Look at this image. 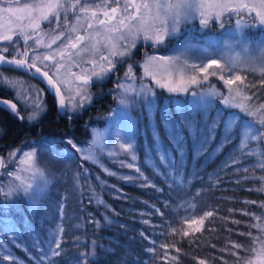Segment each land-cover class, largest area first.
<instances>
[{
    "label": "rangeland",
    "instance_id": "rangeland-1",
    "mask_svg": "<svg viewBox=\"0 0 264 264\" xmlns=\"http://www.w3.org/2000/svg\"><path fill=\"white\" fill-rule=\"evenodd\" d=\"M48 2L49 0H14L11 5L7 2L0 3V36L7 33L16 41L0 40V54L7 59L30 54L29 63L38 56L36 66L47 71L62 92L65 110L60 109V112L68 118L81 116L95 100H100L101 85L109 80L115 83V91L109 93L113 98V107L106 114L97 117L96 122H102L103 125L92 128L87 146H78L73 142L69 144V139L46 138L39 143L27 142L11 150L6 156H0L5 160L16 161L0 169V188L5 192L8 191L9 181L13 184L20 183L6 175L8 171L21 169L18 174L25 184L35 183L39 179L33 178L31 169L23 170L27 169V165L22 163L26 159L24 153L32 152L33 148L38 150L39 166L46 170L50 180L46 193L36 204L25 198L22 192L11 198L0 194V264H49V261L51 264H78L75 258L81 253H87L84 249L87 245L83 238L84 220L89 225L88 233L95 230L92 240L91 235L88 238L100 249L94 256L97 261H107L111 253L103 245V237L97 234L99 229H118L127 240L124 250L128 256L107 261L109 264H175L176 256L171 250L176 248L172 237L178 238L193 250H212L208 254L221 264H261L264 257L258 253L264 248V207L261 206L264 204V170L255 167L257 157L248 153L264 150V140L249 141L248 147L243 149L241 141L245 122L252 121L259 127L264 111L248 116L239 108L226 107L222 100L230 94V88L232 95H235L236 89H243V95L252 99L244 100L241 95L236 97V102H243L250 106L251 111H255L260 104H264V83H261L264 75L259 70L253 71L249 64L238 62L231 73L227 70L221 72L213 65L208 69V78L205 80V73L193 72L191 69L180 72L158 61L149 66L153 75L146 76L144 64L148 57L180 55L186 51L187 43L190 49L186 51V55L190 61L198 63L197 58H203L206 64L208 59H215L224 67L227 58L240 51V47L236 45L231 51L226 47V42H232L236 38L238 22L248 37L264 41V25L259 23L257 16L258 12L264 15V0H231L237 5V10L225 12L219 19H210L205 27L201 26L202 17L197 13L194 21L184 26L177 37L166 38L163 44L157 46H153L151 40H144L141 35L128 57H112L111 46L106 49L101 44V51L96 54L89 47L95 42L88 39L89 35L98 40L100 36L114 35L106 32L105 27H119V14L106 26L98 23L99 20L106 19L104 11L107 10L111 15L110 9L117 7L113 0H107L106 6L104 0H89L86 19L82 18L76 24L77 31L71 34L73 43L76 42V36L85 37L77 45V49L68 45L66 36H61L56 43H52L60 32H69L70 25L75 23L71 12L68 21L61 17V27L58 29L55 17L51 24L41 22L40 28L35 29V18L40 13L34 11L29 17V9L25 5ZM96 4L102 6L96 8ZM240 5L246 7H239ZM9 6L13 12L2 11ZM93 11L96 12L95 19L92 18ZM144 12L141 9V13ZM80 15L85 17L84 13ZM89 21L93 24L91 29L88 27ZM151 26L150 22L149 27ZM155 27L162 28L163 25L156 22ZM21 29L33 37L27 44L20 35ZM97 32L100 36H96ZM39 37H42V43L37 46L35 39ZM119 43L121 47L118 50H123L128 42ZM49 44L51 48L46 47ZM5 47L8 48L7 52L2 51ZM82 47L88 50L80 51ZM251 49L252 55L260 54L255 43L251 45ZM78 51L80 54L76 55ZM17 52L19 55H16ZM46 56L49 59H44ZM101 56L120 62L104 79L98 80L93 73H101L102 69L110 67L107 60H101ZM58 65L61 67H57ZM129 65L132 66L130 73ZM0 67L3 68L1 63ZM1 68L0 72L4 77L0 78V90L11 93L16 104L14 112L19 109L28 122L39 119L44 112L49 92L29 77ZM213 71L217 75H211ZM126 73H129L127 77ZM180 75L185 79L195 75L200 83L185 85L187 92H169L167 87L160 86H175ZM221 75L225 79L240 76L241 80L225 85L224 80L220 79ZM4 78L17 81L16 86L4 84ZM84 78L88 79V84L84 83ZM141 84L153 90L151 108L145 105L143 97L138 98L132 94V89L139 90ZM121 85L131 86L127 97ZM212 85L223 95L208 97L210 102L205 106L194 105L192 93L207 91ZM245 85L248 87L245 88ZM121 99L125 100L127 107L120 104ZM8 108L13 111L11 106ZM34 112L35 119L29 120ZM233 116L239 118L236 126L226 130L225 121ZM167 121L175 125V135L183 149L182 155L170 138L173 132L166 127ZM186 122H190L196 129L194 136L185 126ZM214 122L216 126L212 129ZM154 133H158L159 142ZM125 141L132 145L128 151L121 147ZM57 144H61L60 148L55 147ZM201 144L204 149L197 155V148ZM226 145L229 148L219 162L211 171L206 172V167ZM50 148L60 153V156H55ZM77 148H91L97 162L83 158L88 153L77 151ZM157 149L166 151L170 158L182 165V184L174 181L172 169L161 162ZM13 152L17 155L10 158L9 154ZM132 155H135V160ZM130 164L132 167L128 166ZM126 176L132 179H124ZM107 178L138 189L153 198L157 204L128 196ZM231 191L252 192L261 195L262 199L237 198L230 194ZM208 212L212 215H206ZM134 214L146 217L144 220L138 219L143 227H133L119 221L120 217H132ZM254 225H261V228ZM57 241L63 251L60 256L53 257L49 245L51 243L54 248ZM45 255L48 259H41ZM6 256L11 259H5ZM201 261L213 264L205 260L199 262Z\"/></svg>",
    "mask_w": 264,
    "mask_h": 264
},
{
    "label": "snow or ice",
    "instance_id": "snow-or-ice-1",
    "mask_svg": "<svg viewBox=\"0 0 264 264\" xmlns=\"http://www.w3.org/2000/svg\"><path fill=\"white\" fill-rule=\"evenodd\" d=\"M5 2L11 5L14 0H0V3ZM16 2H18V0H16ZM113 2L117 4V7H112L110 9L111 15L107 10L104 11L103 15L106 17V19L99 20L98 23L101 26H106L119 14L121 16L118 21L119 27H105L104 30L106 32L113 33L114 35H108L104 37L100 36V33L97 32L96 36H100V39L98 40L95 39V37L89 35L88 39L95 41L89 46L93 54L99 53L101 51L100 45L102 44L103 48L106 49L111 46L110 55L112 57H128L131 55V49L135 47L136 42L141 35H143L144 40H151L153 46H157L163 44L166 38L171 39L177 37L184 26L194 21L197 13H199V15L202 17L200 19L201 26L205 27L208 25L210 19H219L220 16L223 15L225 12L237 10V5L233 4L231 0H123L122 4L121 0H113ZM104 5H107V0H104ZM101 6V4L95 5L96 8H99ZM239 7H246V5H240ZM25 8L29 9V17H31L32 12L34 11H38L40 13V15L35 18V29L40 28L41 22H47L51 24L53 17H55L56 26L58 29L61 27V17H63L65 21H68L69 12L72 13V16L75 19V23L70 25L69 32H60V34L52 40L53 44L56 43V40H59L61 36H66L68 40V45H70L72 49H77V45L81 41L85 40L84 36L78 35L76 36V42L73 43L71 34L77 31L76 24L80 23L82 18L86 19V14L89 10V0H49L47 4L34 3L31 6L25 5ZM77 9H79V12H77ZM133 9L134 11H130ZM141 9L145 10L143 14L141 13ZM2 11L11 13L13 12V9L9 6L3 8ZM80 13H84L85 17H82ZM257 16L259 17V23L261 25H264V15L258 12ZM20 18L21 17H17V19ZM92 18H96L95 11L92 12ZM150 22L152 24L151 27H149ZM156 22H159L161 25H163V27L156 28ZM66 27L69 26L66 25ZM88 27L90 29L93 27V24L90 21L88 22ZM133 29L135 30L133 31ZM235 32V40L232 42H226V47L231 51L233 50L234 45H236L240 47V51L236 53L235 56H229L227 58V63L224 67L218 64L215 59H208V62L206 64L203 62V58H197V60L199 61L198 63L195 60L190 61L186 55V51L190 49V45L186 43V51L181 52L180 55L159 58L148 57L144 64V74L146 76L153 75V73L149 71V66L159 61L164 62L173 69H178L180 72H183L185 69H191L193 72L199 71L201 73H205L203 77L205 80H207L208 78V69L212 68L213 65H215L217 69H220L221 72L227 70L229 71V73H231L235 69L236 64L238 62L247 63L252 67L253 71L259 70L261 74L264 75V41L260 40L259 38L253 40L252 38L248 37L246 33H243L239 22L237 24ZM20 35L23 36L25 44H27L28 40L33 39L32 36L25 34L23 29L20 30ZM130 37L131 39H129ZM0 40L12 41L13 43H16V41H13V36L7 33L0 36ZM120 41L128 42L124 45L123 50H118L121 47L119 43ZM41 43L42 37L35 39V44L37 46H39ZM253 43L256 44V47L260 53L258 56L252 55L251 45ZM29 47L31 46L29 45ZM46 47L51 48V44L46 45ZM87 50L88 49H85L83 47L80 49V51ZM2 51L7 52L8 48L5 47L2 49ZM80 51H78L76 55H79ZM60 54L61 56H63V53ZM16 55H19V52H17ZM36 59H39V57H35L32 62L29 63L24 59H16L15 57H13L12 59H6L3 54H0V63H8L9 65H15L17 68L27 69L29 71L34 68L36 73H40L45 78H48V72H41V69L36 66ZM44 59H49V57L46 56ZM101 60H107L110 67L108 69H102L101 73H93V75L96 76L98 80L104 79L109 72L115 69V65L120 62L119 60L114 61L104 56H101ZM57 67H61V65H58ZM131 68L132 66L129 65V73L131 72ZM129 73L125 74L126 77L129 75ZM210 74L217 75L215 71L211 72ZM3 77L4 74L0 72V78ZM220 79L224 80L225 85H232L234 83V80H241V77L235 76L234 79H225L224 76L221 75ZM48 82L50 85H52L53 83L50 78H48ZM88 82V79L84 78V83L88 84ZM156 82L160 83L159 80H157ZM3 83L15 87L17 81L4 78ZM198 83H200V81L195 75L188 76L186 79L183 75H180L179 80L175 86L167 84H160V86L167 87L169 92H187L188 88L185 85ZM261 83H264V81H262ZM121 87L124 88V95L127 97L131 86L125 87L124 85H121ZM246 87H248V85H245V88ZM231 92L232 90L230 88V94L228 96L223 97L222 103L226 107L239 108L248 116H255L257 113L264 111V104H260L255 111H251L249 105L243 102H236V97L243 95V89H236L235 95H232ZM57 93L59 94L58 88ZM17 94L19 95V93ZM132 94H134L138 98L143 97L145 105L151 108L152 99H154V93L150 87L141 84L139 90L132 89ZM217 95H223V93L219 92L215 85H212L207 91L202 90L199 94L193 92L192 103L194 105H197L198 107L205 106L207 103L210 102L208 100V97H214ZM243 99L250 100L252 99V97L243 95ZM3 103L7 104L8 101H3ZM120 104L127 107L124 99H121ZM11 107L13 111L16 110V104H12ZM37 110H40L39 105H37ZM35 116L36 113L34 112L31 116H29V120L35 119ZM238 119V117L233 116L232 119L226 120V130H230L235 127ZM185 126L188 127L190 133L194 136L196 129L191 125V123L186 122ZM215 126L216 125L214 122L212 125V129H214ZM166 127L172 129L173 134L170 138L175 144L177 150L180 151L182 155L183 149L181 147L180 140L175 135V125L172 124L170 121H167ZM262 129H264V116H262L259 121V127H256V124L252 121L245 122V130L242 136L241 148H247L249 141L264 140V130ZM154 137H156L157 142H159L158 133H154ZM68 143L72 144V141L69 140ZM72 146L76 148L75 144H73ZM121 147L124 148L125 151H128L132 148V145L128 144L127 141H125L123 144H121ZM203 149L204 146L203 144H201L197 148V155H199ZM49 150L53 151L55 156H60V153L55 152L54 149L50 148ZM77 151L87 152L88 155L83 158L92 159L94 162H97L94 158L91 148L86 150L77 148ZM157 151L160 154L161 162L168 165L172 169V177L174 181L177 184H182L183 178L180 175V168L182 167V165L177 162L174 158H170L166 151H163L162 149H157ZM217 151H219V148L217 149ZM37 152L38 150L33 148L32 152L24 153V157L26 159L22 161V163H25L27 165V169L23 170L31 169L33 173V178L35 179L36 177H38L39 179L36 180L35 183L25 184L24 180H22L18 174L21 169H18L15 172H6V175L13 177L15 180L20 181V183L13 184L11 181H9L8 191L6 192L3 190V188H0V194H2L5 198H11L13 195H18L22 192L25 198L29 199L33 204H36L38 203L39 199L46 193L50 180L48 178L46 170L39 166V158ZM248 154L256 156L257 163L255 167H259L264 170V150L250 151ZM16 155L17 154L15 152L9 154L10 158L15 157ZM132 159H136L135 155H132ZM10 162L15 163L16 161L14 159L5 160L4 158L0 157V169L4 168L6 164ZM128 166L132 167L131 164ZM137 171H139V169H137ZM245 171H247V169H245ZM123 178L132 179L131 177L127 176ZM99 203L103 202L99 201ZM261 206L264 207V204H262ZM206 215L211 216L212 213L208 212L206 213ZM105 219H107V217ZM257 219L260 218L257 217ZM145 223H147V221H145ZM254 227L261 228V225H254ZM262 230H264V228H262ZM60 231H63V229H60ZM141 235H143V233ZM185 235H187V233H185ZM54 238L55 236L53 235L52 239ZM93 244L95 245V242H93ZM235 246L240 247L239 245ZM49 247L51 250V256L53 257L60 256L63 251L58 241L56 242V246L54 248L51 247V243ZM95 255L96 253L93 250L89 253H81L75 259L77 260L78 264H91V262L89 261V257H94ZM258 255L264 257V248L261 249V252L258 253ZM4 258L11 259L10 256H6ZM41 259H48V257L47 255H45L42 256ZM49 264H51V261H49ZM200 264H204V262L201 261ZM261 264H264V259H261Z\"/></svg>",
    "mask_w": 264,
    "mask_h": 264
},
{
    "label": "trees",
    "instance_id": "trees-1",
    "mask_svg": "<svg viewBox=\"0 0 264 264\" xmlns=\"http://www.w3.org/2000/svg\"><path fill=\"white\" fill-rule=\"evenodd\" d=\"M1 69L8 71L3 68ZM100 89L102 91V98L100 100H95L94 104H92L85 113L74 118H68L67 116L63 115V113L60 112V108L58 107L53 96L47 92L48 94L45 99L44 112L41 117L34 122H28L25 120L19 109L17 112L10 110L8 106L14 104L12 95L11 93L0 90V99L3 101H8L7 104L0 103V156H6L8 152L22 146L27 142L37 141V143H39V141H43L46 138L69 139L78 146H87L90 140L92 128L96 125L99 127L103 125L102 122H96L98 119L97 117L106 114L109 109L113 107V98L110 97L109 93L115 91V83L112 80H109L105 84H102ZM60 146L61 144H57L55 147L60 148ZM228 148L229 145H226V147L218 154L213 162L206 167V172L211 171L214 168L216 163L219 162L222 155ZM107 180L115 184L120 190L130 197L151 204H157L153 198L146 196L136 188L116 182L112 178H107ZM230 194L242 199H262L261 195L252 192L231 191ZM145 218L146 217L144 216L134 214L132 217H120L119 221H123V223L126 225L133 227H143L138 219L144 220ZM82 225L84 231L83 238L87 241V245L84 246V249L87 253L94 250L97 255L100 249L96 248L93 244V241H91L93 234H95V230H93L91 234L88 233L89 225L86 220L82 221ZM97 234L103 237V245H106L109 252H111L108 255L107 261L112 262L113 259L119 260L125 256H128L124 250L127 240L122 235L121 231L112 228H101L98 230ZM90 235L92 236L91 240L88 238ZM172 239L176 248L175 250H171L176 256L175 264H200V260L209 261L213 264H221L218 260L214 259L211 254H208L209 252L212 253V250H200L199 248L193 250L184 242H180L178 238L172 237ZM103 252L104 250L102 253ZM89 261L91 264H109V262L106 260L97 261L94 257H90Z\"/></svg>",
    "mask_w": 264,
    "mask_h": 264
},
{
    "label": "water",
    "instance_id": "water-1",
    "mask_svg": "<svg viewBox=\"0 0 264 264\" xmlns=\"http://www.w3.org/2000/svg\"><path fill=\"white\" fill-rule=\"evenodd\" d=\"M1 65L4 69L16 71L20 74H23L29 77L31 80L39 83L40 85H42L53 96L58 107L62 111L65 110V103H64V97L62 95V92L60 91L58 86L55 84V82L51 79L49 75H48V78H50L53 82L52 85L49 84L48 78H45L40 73H36L35 69L32 71H29L27 69L17 68L15 65H9L8 63H1ZM41 72H44V71L41 70ZM57 88L59 89V94L57 93ZM0 103H3V100H0Z\"/></svg>",
    "mask_w": 264,
    "mask_h": 264
},
{
    "label": "flooded vegetation",
    "instance_id": "flooded-vegetation-1",
    "mask_svg": "<svg viewBox=\"0 0 264 264\" xmlns=\"http://www.w3.org/2000/svg\"><path fill=\"white\" fill-rule=\"evenodd\" d=\"M29 55H30V54H27V55L24 56V57L22 56V57H19V58H16V59H24V60H26V61H29V60H28V59H29ZM32 70H34V69H31V71H32ZM26 78H27V77H26Z\"/></svg>",
    "mask_w": 264,
    "mask_h": 264
}]
</instances>
